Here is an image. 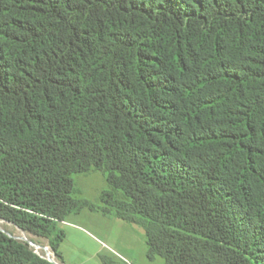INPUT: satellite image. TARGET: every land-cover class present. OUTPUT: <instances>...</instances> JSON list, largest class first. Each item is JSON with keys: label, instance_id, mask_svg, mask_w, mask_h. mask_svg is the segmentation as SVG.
<instances>
[{"label": "trees", "instance_id": "1", "mask_svg": "<svg viewBox=\"0 0 264 264\" xmlns=\"http://www.w3.org/2000/svg\"><path fill=\"white\" fill-rule=\"evenodd\" d=\"M85 209L150 262L264 264V0H0V220L61 259ZM0 264L52 263L0 229Z\"/></svg>", "mask_w": 264, "mask_h": 264}, {"label": "rangeland", "instance_id": "2", "mask_svg": "<svg viewBox=\"0 0 264 264\" xmlns=\"http://www.w3.org/2000/svg\"><path fill=\"white\" fill-rule=\"evenodd\" d=\"M74 180L76 197L87 199L97 207L103 206L101 201L103 192L112 189L106 176L100 171L77 174ZM69 220L84 229V233H76L69 239V257L72 261L76 259L74 263L103 264L101 255H105L123 264H164L161 258H157L155 262L149 261L145 231L137 225L112 215H105L102 210L90 209L72 215ZM0 225L4 233L18 240L27 238L40 245H49L47 240L27 234L8 222L0 220ZM93 237L105 245L98 257H94L99 245L94 243ZM69 263L73 262L68 261Z\"/></svg>", "mask_w": 264, "mask_h": 264}, {"label": "crops", "instance_id": "3", "mask_svg": "<svg viewBox=\"0 0 264 264\" xmlns=\"http://www.w3.org/2000/svg\"><path fill=\"white\" fill-rule=\"evenodd\" d=\"M62 229L65 231L66 233V239L63 242L62 246H61V253H62V258L61 260L65 263L68 264V261H71L73 263H69V264H81L80 263H74L76 261V259L74 261H72L69 257V252H70V244H69V239L71 238V235L74 236L76 235V233H84V229L79 226L76 225L74 223H72L70 220L66 223H63L61 225ZM93 241L97 246V249L94 253V257H98L100 255V253L102 252V247H104V244H101V241L99 239H97L96 237H93ZM103 245V246H100Z\"/></svg>", "mask_w": 264, "mask_h": 264}, {"label": "built area", "instance_id": "4", "mask_svg": "<svg viewBox=\"0 0 264 264\" xmlns=\"http://www.w3.org/2000/svg\"><path fill=\"white\" fill-rule=\"evenodd\" d=\"M66 223V222H65ZM27 242L33 252L41 257L42 259L52 263V264H65L55 253L50 245H40L27 238L21 240Z\"/></svg>", "mask_w": 264, "mask_h": 264}, {"label": "bare ground", "instance_id": "5", "mask_svg": "<svg viewBox=\"0 0 264 264\" xmlns=\"http://www.w3.org/2000/svg\"><path fill=\"white\" fill-rule=\"evenodd\" d=\"M3 223H4V222H3ZM3 223H2V224H3ZM5 223H6V222H5ZM0 227H1V225H0Z\"/></svg>", "mask_w": 264, "mask_h": 264}]
</instances>
